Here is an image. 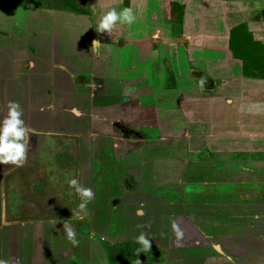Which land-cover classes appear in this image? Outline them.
<instances>
[{
  "label": "crops",
  "instance_id": "1",
  "mask_svg": "<svg viewBox=\"0 0 264 264\" xmlns=\"http://www.w3.org/2000/svg\"><path fill=\"white\" fill-rule=\"evenodd\" d=\"M9 100L29 129L0 165L9 264H264V0H0V119Z\"/></svg>",
  "mask_w": 264,
  "mask_h": 264
},
{
  "label": "clouds",
  "instance_id": "2",
  "mask_svg": "<svg viewBox=\"0 0 264 264\" xmlns=\"http://www.w3.org/2000/svg\"><path fill=\"white\" fill-rule=\"evenodd\" d=\"M137 19L131 7H123L119 11L116 8H111L104 12L100 17L97 26V33L111 34L114 26L119 22L120 24L131 25ZM101 46V42L93 40L91 48L95 53ZM205 81L201 79L200 85L203 87ZM6 114L0 119V165L11 164L20 167L27 159V137L29 129L25 125L23 117V109L19 102L9 100L6 105ZM69 184L75 189L81 198L78 207L83 210L86 208L87 203L93 198L94 193L91 188H86L80 185L76 178H72ZM137 215H143L142 209L137 210ZM76 224L63 225V231L67 240L73 245L78 244L76 239V232L74 229ZM171 228L174 233L172 243L176 247L182 246L183 231L175 222L171 223ZM136 243L140 246V251H150L151 240L141 232L136 237ZM0 264H9L5 258H0Z\"/></svg>",
  "mask_w": 264,
  "mask_h": 264
},
{
  "label": "rangeland",
  "instance_id": "3",
  "mask_svg": "<svg viewBox=\"0 0 264 264\" xmlns=\"http://www.w3.org/2000/svg\"><path fill=\"white\" fill-rule=\"evenodd\" d=\"M56 2H60V0H56Z\"/></svg>",
  "mask_w": 264,
  "mask_h": 264
}]
</instances>
